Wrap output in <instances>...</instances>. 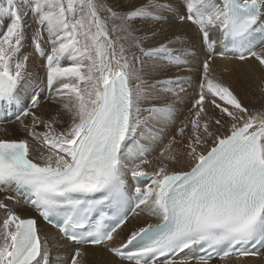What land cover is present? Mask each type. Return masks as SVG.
Wrapping results in <instances>:
<instances>
[{
	"label": "snow or ice",
	"instance_id": "snow-or-ice-1",
	"mask_svg": "<svg viewBox=\"0 0 264 264\" xmlns=\"http://www.w3.org/2000/svg\"><path fill=\"white\" fill-rule=\"evenodd\" d=\"M0 19V112L15 108L27 135L46 149L27 138L0 139V187L15 192L8 199L22 197L62 237L107 247L130 264H211L232 253L254 255V246L264 245V111H251L211 71L214 57L229 52L264 65V37L255 39L264 33V0H146L133 9L119 0H0ZM170 21L190 24L208 58L193 118L179 129L190 127L193 163L186 171L162 164L149 173L140 156L174 120L180 93L171 85L187 81L149 83L145 76L166 64L186 67L196 44L195 37L174 35L150 46L158 32L138 25ZM27 44L46 60L42 86L26 83ZM42 95L68 115L66 129L57 130L55 117L37 115ZM158 95L165 99L154 103ZM205 100L219 118L206 115ZM144 180L150 182L139 186ZM141 206L159 222L109 247ZM0 209V264H49L37 218H22L3 201ZM82 251L75 249L70 264H81Z\"/></svg>",
	"mask_w": 264,
	"mask_h": 264
},
{
	"label": "bare ground",
	"instance_id": "bare-ground-1",
	"mask_svg": "<svg viewBox=\"0 0 264 264\" xmlns=\"http://www.w3.org/2000/svg\"><path fill=\"white\" fill-rule=\"evenodd\" d=\"M119 3L123 8L133 9L142 3H146V0H119ZM4 23L5 21L3 19H0V29L4 27ZM27 23L29 25V34H31L32 30L34 29V25L30 13L27 17ZM138 26L144 31L152 28L158 32V35L149 42L150 46L158 44L160 42H164L166 39L173 38L174 35H182L184 39H193V37H195V39L193 40V42L196 44V48L194 49L195 58L192 63H190L186 67H177L174 64H166L163 66V71L157 70L145 76V79L149 83H151L153 79L165 80L167 78L177 76L187 80V83L183 86L177 83H174L172 85L173 90L180 93L174 120L164 126L159 134L154 133L156 137H160L159 141L158 139H154L153 141H151L147 146L148 150L140 156V159L144 161L142 168L146 172H153L157 170L158 167H160L162 164H168L170 169L185 171L189 170L191 164L193 163L190 157L187 155V144L190 135V127L188 129H185V132L183 134L180 133L179 129L193 118V113L195 111V108L193 106L194 101L198 99L197 81L199 80L202 72V57L206 59L208 58L207 50L199 45V37L196 36L193 27L190 24L176 25L175 21H170L168 24L159 26L150 23H141ZM44 47L47 49L49 46L45 44ZM174 47L181 48L183 47V45L176 44L174 45ZM26 51L31 56L26 70V83L39 84L40 80L38 78L43 72V67L46 65H43V60H45V58L32 53L33 50L30 44L26 45ZM257 51H259V49H257ZM62 62L64 63V61ZM186 68H191L192 71L189 72L186 70ZM31 71L34 73L31 74ZM211 71L216 77L230 86L234 94H236L241 102L251 111H264V93H260L259 89H257V91L253 89V85L247 86L246 84L248 76L251 79H254V82L256 83H261L263 81V84L259 86V88L262 90L264 86V65H261L258 60H256L255 58H249L245 61H239L237 58H235V56H232L230 54H227L223 58L220 56H215L214 61L211 65ZM43 99L45 100V97L42 95L41 102L43 101ZM152 99L154 103H160L165 99V97L158 95L153 96ZM48 100L49 99H46V102ZM49 102H51V100H49ZM148 106L149 105L147 103H143L141 105L142 108H147ZM204 106L206 109V115L208 117L219 118V113L208 111V109L213 106L210 105L207 100H205ZM40 108L41 107L39 105L38 109H35V111H37V115L43 116L45 119L52 117L49 112L43 111ZM64 115V117H62L61 115L57 116L60 121L57 128H59L60 130L66 129L70 124L68 115ZM8 122H5L4 124ZM9 124L3 125V123H0V135H3V131H1L2 128L4 126L9 127ZM38 130L43 131L44 129L41 127L38 128ZM224 131L225 129L221 127L220 132ZM32 146H34V148H37V143H34V145ZM38 149L40 151L46 150L44 146H41ZM31 155L34 159L39 161V154L37 151H33ZM171 156L176 157L175 162H172L169 159V157ZM137 163H139V160H137ZM149 182L150 181L146 180L141 181L139 186L143 187ZM128 184L130 187L135 186V182L130 178L128 180ZM13 196H15L13 192H11L10 190L4 191L3 187H0V201L7 203L10 208L15 209V211L21 217L33 214L30 210L31 207H27L21 200L18 199V197L16 198V200L8 199V197ZM17 200L19 201L18 203L16 202ZM142 209L143 206H141V208L135 209L134 213L129 214V221L127 222V226L123 227L122 230H118L120 231V234L116 236L113 246H117L122 241H124L125 238L130 234V231L137 230L140 227L146 226L147 224H155L159 222V217L152 216L148 214L146 210ZM3 212L4 210L0 209V214ZM38 224L40 226L41 235L43 237H46L49 241V264H70L71 257L74 255L75 251L73 245L66 238L62 237L59 234L58 229L52 227L45 221L39 220ZM77 248L83 249L82 256L78 258L81 261V264H130V262L122 261L119 257L109 252L107 247L87 245L78 246ZM193 264H196L195 260H193ZM211 264H264V248L260 251V253H255L254 255L240 256L237 253L229 255L228 257L213 259L211 261Z\"/></svg>",
	"mask_w": 264,
	"mask_h": 264
},
{
	"label": "rangeland",
	"instance_id": "rangeland-1",
	"mask_svg": "<svg viewBox=\"0 0 264 264\" xmlns=\"http://www.w3.org/2000/svg\"><path fill=\"white\" fill-rule=\"evenodd\" d=\"M4 30V27L0 29V31H3ZM33 53V52H32ZM206 60V58L202 57V61ZM69 63V61H64V63L62 62V64L64 65H67ZM46 64V60H43V65ZM44 72L46 74V70H45V66L43 67V72L40 74L39 76V84L42 86V82L45 80V75H44ZM31 74H33L34 72H30ZM178 77V76H177ZM187 81V80H186ZM255 80L254 79H251L249 76L247 78V81H246V84L247 86H250V85H253V89H255L257 91V89H259L260 93L263 92L264 93V86L262 88V90L259 88V86H261L263 84V81L261 83H256L254 82ZM187 82H179L177 84H180V85H184L186 84ZM172 87V85H171ZM53 104H56V105H53ZM40 109H42L43 111H46V112H49V114L52 116V117H55L58 119L57 116L61 115L60 112H62V109H60V104L57 103L56 101H52L49 102V100L46 102V98L45 100L43 99V101L41 102L40 104ZM57 107V108H55ZM60 110V111H59ZM59 111V113H58ZM209 112H214V113H219V110L218 109H215L214 107H210L208 109ZM55 112V113H54ZM59 114V115H58ZM65 115H63L62 117H64ZM24 120V123L25 124H30L31 123V117H25V118H22ZM14 120V121H12ZM12 120H6L4 122H0V123H3V125H7L9 124L10 122V126L7 127V126H4L2 128L1 131H3V135L1 134L0 135V138H4V139H24V138H27L30 142V144L34 145V143H37V148L41 147L42 144H40L39 142H37L36 140H34L32 137L28 136L26 131H25V128L20 124V122H17L16 119H12ZM59 120V119H58ZM9 121V122H8ZM5 122H8L6 124H4ZM2 125V126H3ZM38 130V129H37ZM57 130H60L59 128H57ZM40 131V130H38ZM155 136V135H154ZM156 137V136H155ZM155 139H160L159 136H157ZM34 148V146H33ZM5 188H3L4 190ZM4 191H9V190H4ZM3 210V209H2ZM15 210V209H14ZM5 218V211L3 213L0 214V221H2L3 219Z\"/></svg>",
	"mask_w": 264,
	"mask_h": 264
}]
</instances>
